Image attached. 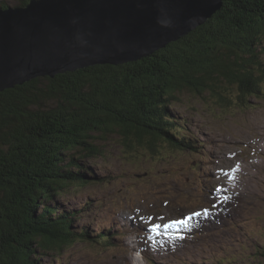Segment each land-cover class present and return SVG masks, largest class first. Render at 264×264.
<instances>
[{
	"label": "trees",
	"instance_id": "obj_1",
	"mask_svg": "<svg viewBox=\"0 0 264 264\" xmlns=\"http://www.w3.org/2000/svg\"><path fill=\"white\" fill-rule=\"evenodd\" d=\"M224 83L244 103L264 96V0H223L208 21L137 61L37 77L0 92V264H39L36 249L62 250L76 240L112 245L108 232H77L76 211L56 199L93 182L82 158L100 155L96 139L114 133L129 146L163 140L198 151L173 103L184 89L224 100Z\"/></svg>",
	"mask_w": 264,
	"mask_h": 264
},
{
	"label": "rangeland",
	"instance_id": "obj_2",
	"mask_svg": "<svg viewBox=\"0 0 264 264\" xmlns=\"http://www.w3.org/2000/svg\"><path fill=\"white\" fill-rule=\"evenodd\" d=\"M219 90L224 100L184 89L173 103L198 151L163 140L129 146L120 133L96 139L101 154L81 160L93 182L56 199L76 211L77 232H108L112 245L37 247L39 264H151L147 254L152 264H264V96L244 103L236 88ZM188 217L186 226L164 227Z\"/></svg>",
	"mask_w": 264,
	"mask_h": 264
},
{
	"label": "water",
	"instance_id": "obj_3",
	"mask_svg": "<svg viewBox=\"0 0 264 264\" xmlns=\"http://www.w3.org/2000/svg\"><path fill=\"white\" fill-rule=\"evenodd\" d=\"M223 0H29L0 7V91L37 77L149 56Z\"/></svg>",
	"mask_w": 264,
	"mask_h": 264
},
{
	"label": "snow or ice",
	"instance_id": "obj_4",
	"mask_svg": "<svg viewBox=\"0 0 264 264\" xmlns=\"http://www.w3.org/2000/svg\"><path fill=\"white\" fill-rule=\"evenodd\" d=\"M194 215H199V213H194ZM191 217H188L184 220H180V221H173L172 223L170 224H167V225H164V227H172V226H175V225H187L188 223V220H190ZM160 227V225H153V229L156 230Z\"/></svg>",
	"mask_w": 264,
	"mask_h": 264
},
{
	"label": "bare ground",
	"instance_id": "obj_5",
	"mask_svg": "<svg viewBox=\"0 0 264 264\" xmlns=\"http://www.w3.org/2000/svg\"><path fill=\"white\" fill-rule=\"evenodd\" d=\"M149 260H150V258H149ZM153 262H155V261H152V260H151V264H152ZM155 264H156V263H155Z\"/></svg>",
	"mask_w": 264,
	"mask_h": 264
}]
</instances>
